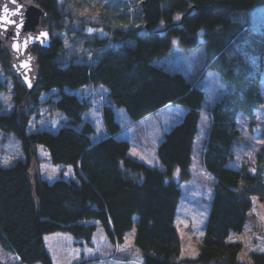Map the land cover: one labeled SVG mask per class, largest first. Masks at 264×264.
Here are the masks:
<instances>
[{"label":"trees","instance_id":"trees-1","mask_svg":"<svg viewBox=\"0 0 264 264\" xmlns=\"http://www.w3.org/2000/svg\"><path fill=\"white\" fill-rule=\"evenodd\" d=\"M35 1L52 15L46 24L53 38L38 54L35 93L0 54L13 102L11 111L0 113V128L19 138L24 154L0 164V246L16 256L0 264H53L43 237L56 231L89 244L101 227L108 241L121 243L134 219L143 264H264V251L242 261L240 243L228 239L243 227L252 195L264 194V146L255 152L254 172L245 164L228 165L239 146L236 115L252 116L264 102V25L254 28L252 17L233 14L264 0ZM173 37L184 48H203L202 72L214 69L230 86L213 105L202 104L201 86L153 62ZM89 84L105 87L131 120L167 103L186 107L157 145L162 168L128 155L129 141L115 136L121 125L111 104L94 109L91 100L66 89ZM202 111L210 128L200 161L214 177L213 194L199 250L182 257L175 215L180 182L191 176ZM39 145L52 164L69 165L72 176L48 181L31 172Z\"/></svg>","mask_w":264,"mask_h":264},{"label":"rangeland","instance_id":"rangeland-1","mask_svg":"<svg viewBox=\"0 0 264 264\" xmlns=\"http://www.w3.org/2000/svg\"><path fill=\"white\" fill-rule=\"evenodd\" d=\"M233 15H238L241 19L252 17L254 28L264 25V5L242 10ZM177 42V37H173L171 48L155 56L153 62L170 71L181 72L192 83L201 86L205 91L202 104L204 106L213 105L230 89V86L219 76L218 71L207 68L202 72L205 58L202 47H200L202 49H187ZM89 56L93 57L91 52ZM0 78L5 79L4 87L0 88V113L9 112L13 107L11 80L4 77L1 68ZM66 89L76 93L81 99L91 100L94 109H97L102 102L111 104L118 110L117 121L122 127L117 136L128 137L131 140L128 155L136 160L143 159L149 165L163 167L156 152L160 124H167L170 118L173 119L172 123L179 121L182 117L180 110L185 111V106L177 103L171 104V107H164L159 111L161 113H152L156 117L154 115L148 117V115L138 120H131L123 106L112 102L106 88L102 85L89 84L83 87H66ZM259 91L264 97V69ZM119 110L123 112L124 118L119 114ZM139 122V127L133 128L132 124ZM197 126L198 133L194 138L189 165L191 176L188 180L180 182L181 195L175 215L182 257H193L199 250L213 194L214 177L206 171L200 161L204 141L210 128V118L204 111L200 113ZM236 126L239 146L234 149V155L228 161V165L238 167L245 164L250 172H254L252 161L255 160V152L264 146V102L254 110L252 116L239 112L236 115ZM37 154L39 161L34 163L33 167L31 166V172L37 170L48 181L60 175L64 178L72 176V169L69 165H54L50 162L43 146L37 147ZM19 158H24L19 138L0 128V164L9 165ZM251 199L252 206L247 213L243 227L239 231L230 232L228 237L229 240L240 243L238 258L242 261H249L252 251L264 249V194L262 196L252 195ZM135 231L134 219L133 226L126 231L124 240L118 244L107 241L101 227H97L93 233L94 246L87 245L83 241L79 242L73 239L70 233L61 231L47 233L43 240L53 264H143L141 251L133 241ZM15 259L16 256L12 251L0 246V261H14Z\"/></svg>","mask_w":264,"mask_h":264},{"label":"water","instance_id":"water-1","mask_svg":"<svg viewBox=\"0 0 264 264\" xmlns=\"http://www.w3.org/2000/svg\"><path fill=\"white\" fill-rule=\"evenodd\" d=\"M17 2L21 5L24 25L19 30V35L13 26H9L6 32L0 30V54L7 55L11 67L23 82L25 89L29 93H35L41 77L38 54L53 43L50 26L46 24L52 15L35 0H17ZM5 4L11 9L15 8V5L9 4L8 0H0V10ZM13 19L19 18L13 17ZM42 32L47 34L46 38L40 36ZM37 37L39 39H36ZM13 44L19 45V48H13ZM24 64H27L28 68L22 67Z\"/></svg>","mask_w":264,"mask_h":264},{"label":"snow or ice","instance_id":"snow-or-ice-1","mask_svg":"<svg viewBox=\"0 0 264 264\" xmlns=\"http://www.w3.org/2000/svg\"><path fill=\"white\" fill-rule=\"evenodd\" d=\"M8 3L11 5H15V8L11 9L8 4H5L2 10H0V30L6 32L9 26H13L17 30V35H19V30L22 29L24 25V17L21 11V5L17 2V0H8ZM13 17H18L19 19H13ZM46 35V33H40L41 37L46 38ZM36 39H39V37H37ZM12 47L18 49L19 45L13 44ZM22 67L28 68V65L24 64L22 65ZM261 251H264V249H261Z\"/></svg>","mask_w":264,"mask_h":264},{"label":"crops","instance_id":"crops-1","mask_svg":"<svg viewBox=\"0 0 264 264\" xmlns=\"http://www.w3.org/2000/svg\"><path fill=\"white\" fill-rule=\"evenodd\" d=\"M171 105V103H167L166 105H164V106H162V107H160V108H158L156 111H154L153 113H161V112H159V111H161L164 107H171L170 106ZM114 110H115V117H116V119H117V112H118V110L117 109H115L114 108ZM185 111H183V110H180V115L181 116H183V113H184ZM119 114L122 116V118H124V116H123V112H121V110H119ZM149 115V116H148ZM151 115H154L155 117H156V115L155 114H152V113H149V114H147L146 116H148V117H150ZM145 117V116H144ZM144 119H146V118H144ZM118 120V119H117ZM173 122V119L172 118H170V121L167 123V124H165V125H161L160 124V136H159V138L157 139V142H156V144H158L159 143V141L163 138V135H164V132L169 128V126L171 125V124H173L172 123ZM177 122V121H176ZM175 123V122H174ZM121 124V123H120ZM139 125H140V122L137 124V123H135V124H132V126H133V128L134 127H139ZM122 128V127H121ZM121 128H120V130L117 132V133H119L120 131H121ZM154 129V128H153ZM117 133L115 134V136L116 137H118V138H125V137H120V136H117ZM125 139H127L128 141H129V144H131V140L127 137V138H125ZM131 157V156H130ZM140 161H142V162H144L143 161V159H139ZM144 163H146V162H144ZM156 165H158V163H155ZM54 233H56V232H54ZM44 238V237H43ZM107 239V238H106ZM107 241H108V239H107ZM93 242H94V240H93V236H92V239H91V242L89 243V244H87V245H90V246H94V244H93ZM115 244H118V243H115ZM119 248V245L117 246V249Z\"/></svg>","mask_w":264,"mask_h":264}]
</instances>
